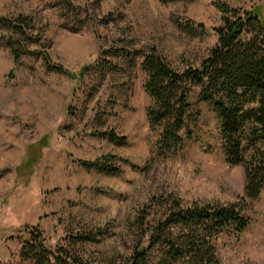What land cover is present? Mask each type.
Here are the masks:
<instances>
[{
	"label": "rangeland",
	"instance_id": "obj_1",
	"mask_svg": "<svg viewBox=\"0 0 264 264\" xmlns=\"http://www.w3.org/2000/svg\"><path fill=\"white\" fill-rule=\"evenodd\" d=\"M219 1L242 9L264 3L0 0V19L22 30L0 23V264H34L20 256L23 242L10 239L24 226L35 227L51 251H69V240L86 233L91 240L72 250L81 264H129L174 206L207 204H232L249 221L243 233L216 236L219 264H264V189L249 198L243 168L226 164L218 120L199 88L187 99L188 128L198 139L182 132L185 144L174 156L156 151L160 129L146 117L143 56L155 50L178 72L197 67L217 42L221 15L212 2ZM108 131L129 142L97 135ZM104 156L121 176L78 163ZM161 254L158 246L149 250L147 264Z\"/></svg>",
	"mask_w": 264,
	"mask_h": 264
},
{
	"label": "trees",
	"instance_id": "obj_2",
	"mask_svg": "<svg viewBox=\"0 0 264 264\" xmlns=\"http://www.w3.org/2000/svg\"><path fill=\"white\" fill-rule=\"evenodd\" d=\"M212 6L221 15L220 25L213 28L217 42L197 67L178 72L155 50L143 56L141 68L147 75L144 90L151 99L146 117L151 130L160 129L156 151L163 157L174 156L185 144L182 132L187 140L198 139L187 123L188 95L192 87H198L199 100L213 109L218 120L220 149L226 164L243 168L245 193L256 199L264 189V3L248 9L233 8L220 1L212 2ZM0 23L22 34L18 21L1 18ZM17 58L14 50L15 61ZM48 67L68 75L60 67ZM89 67L84 65L81 74ZM97 135L117 146L129 142L114 131ZM111 158L78 163L88 171L95 169L119 177L122 172ZM174 207L148 236L147 247L138 245L129 264H147L149 250L156 246L162 252L157 264H219L213 246L216 236L229 228L243 233L249 224L232 204ZM141 221L140 226L144 224ZM175 227L181 232L167 237ZM88 237L86 233H76L69 240V251L49 250L35 227L19 228L10 239L23 242L20 256L34 264H81L72 250L78 243L91 240Z\"/></svg>",
	"mask_w": 264,
	"mask_h": 264
}]
</instances>
